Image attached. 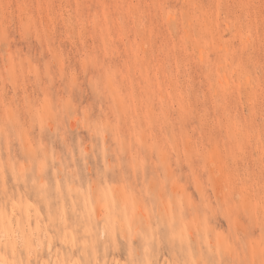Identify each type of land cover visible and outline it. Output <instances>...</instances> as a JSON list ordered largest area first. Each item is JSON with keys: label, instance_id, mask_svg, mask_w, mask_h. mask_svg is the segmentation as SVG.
<instances>
[{"label": "rangeland", "instance_id": "obj_1", "mask_svg": "<svg viewBox=\"0 0 264 264\" xmlns=\"http://www.w3.org/2000/svg\"><path fill=\"white\" fill-rule=\"evenodd\" d=\"M1 257L264 264V0H0Z\"/></svg>", "mask_w": 264, "mask_h": 264}, {"label": "bare ground", "instance_id": "obj_2", "mask_svg": "<svg viewBox=\"0 0 264 264\" xmlns=\"http://www.w3.org/2000/svg\"><path fill=\"white\" fill-rule=\"evenodd\" d=\"M14 245V244H13ZM5 250V249H4ZM14 251V250H13ZM3 257H1L0 259H2ZM5 260V258L3 259V261ZM1 261V260H0ZM3 261H1L3 263ZM6 261V260H5ZM6 263V262H5ZM8 264V263H7Z\"/></svg>", "mask_w": 264, "mask_h": 264}]
</instances>
